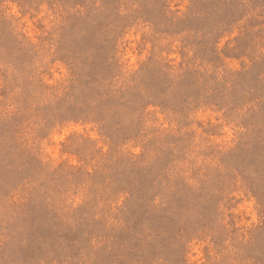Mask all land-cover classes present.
<instances>
[{
	"label": "rangeland",
	"instance_id": "1",
	"mask_svg": "<svg viewBox=\"0 0 264 264\" xmlns=\"http://www.w3.org/2000/svg\"><path fill=\"white\" fill-rule=\"evenodd\" d=\"M0 264H264V0H0Z\"/></svg>",
	"mask_w": 264,
	"mask_h": 264
}]
</instances>
